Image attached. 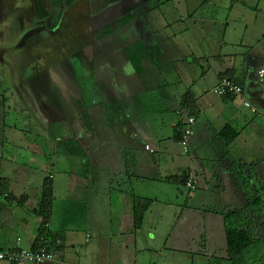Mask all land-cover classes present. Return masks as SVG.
Here are the masks:
<instances>
[{
    "label": "crops",
    "instance_id": "obj_1",
    "mask_svg": "<svg viewBox=\"0 0 264 264\" xmlns=\"http://www.w3.org/2000/svg\"><path fill=\"white\" fill-rule=\"evenodd\" d=\"M250 1L202 0L197 13L188 15L194 27L203 31L207 25V36L222 28L216 47H91L90 71L106 66L113 75L75 74L56 82L36 72L25 75L27 62L18 93L11 87L16 75L0 76V121L7 125L6 116H17L12 141L0 123V251L30 249L48 235L61 241L67 264H231L228 228L263 239L264 203L254 201L264 199V117L252 115L244 102L264 109V79L258 75L264 52L250 43L264 37V9L257 13L252 7L258 0ZM221 11L228 15L221 18ZM233 26L249 47L227 46ZM132 54L145 59L131 61ZM224 77L241 85L243 94H213ZM110 85L115 98L107 92ZM45 89L80 108L79 121L65 126L55 103L33 109L30 94ZM186 95L198 116L185 108ZM46 115L55 117L50 124ZM190 117L196 122L185 152L178 134ZM201 118L212 131L206 140L194 135ZM227 126L239 132L230 143L222 136ZM184 174L196 181L194 191L183 183ZM47 178L54 199L44 230L37 209ZM177 191L182 197L187 191L188 198L180 201ZM144 200L151 205L136 227V201Z\"/></svg>",
    "mask_w": 264,
    "mask_h": 264
},
{
    "label": "rangeland",
    "instance_id": "obj_2",
    "mask_svg": "<svg viewBox=\"0 0 264 264\" xmlns=\"http://www.w3.org/2000/svg\"><path fill=\"white\" fill-rule=\"evenodd\" d=\"M46 1L51 2V0H44V2ZM75 1L76 0H72L70 11H66L61 17L62 6L60 4H45L47 6V19L44 22H39L40 20L38 18L34 20L30 18L32 12H30L31 5H28L29 1L0 0V76L16 75V77L13 76L14 80L11 82V87L15 89V92L18 93L21 88V82L19 83L18 76L19 72H24L25 68L22 69V67H24V64L27 62L31 64L28 65V69L24 73L25 75H32L35 70L36 74L42 76V78H54L56 82L59 81V78H68L70 75L75 76V74L88 77L92 75L95 77L113 75L111 70H108V68L103 65H101L103 67H98L99 69L95 70L93 74L90 71L89 64H87V62L90 61L88 56L92 47L91 45L94 44L95 47H100L99 45L104 43L103 40L112 44L107 46L104 45V47H131L134 45L135 41L142 42L145 47L150 48L216 47V42L222 36L221 27L216 26L207 36L202 33L207 25L203 27L202 31L199 29V26H193L194 21H190V18L188 19L189 14L192 16L197 13L198 4L202 0H120L119 4H117L118 0H96L93 3H89V1L86 0L84 4H82L83 2L81 1L80 4L82 5L78 6V8L74 6ZM225 1L228 0H222L224 5L227 4ZM254 2L255 0L250 1L252 4ZM257 2L259 6L252 8L255 11L258 9L256 12L260 13L261 9H264V0H258ZM109 4H114L111 11L118 5L125 13L121 11L115 14L113 20L109 23L112 33L106 37H102L103 30H105L104 28L108 26H103L101 30H97L95 27L96 24L94 26V23L96 18L99 17L100 13L103 11V6ZM90 5L92 6L90 7ZM129 11L132 13H128ZM129 15L136 17V22L130 23L131 25H122L121 19ZM225 15H228L227 11L220 12L221 18ZM90 16L91 18H89ZM91 19L93 21L92 28H90L92 24ZM185 19L186 21H184ZM106 20H108V18L104 17L98 23L102 26L104 24L103 22ZM56 25L58 29H55ZM138 25H142V28H137ZM37 27L45 28L44 30H39L41 31V33H39L41 35L37 36L35 33L33 36H29L30 29L32 30L30 33H34ZM239 29L240 28L234 26L228 29L229 33L226 37L228 47H236L233 43H237V47H249L250 43H252L253 47H257L264 52V37L261 38L259 42L255 41V43H253L252 40L249 43L248 40L245 39L243 43V37L238 36V33L241 32ZM205 37L208 39L203 42ZM202 38L203 41L200 43ZM38 63H40L39 67L43 64L46 68H34L33 70V66ZM42 73L44 74L42 75ZM106 81H108V79ZM15 84H17L16 87H18V89L15 88ZM57 84L60 86V83ZM111 87L110 85L107 92L111 98H115L117 96V91L112 90ZM1 89L2 85H0V90ZM29 102L34 106L33 109H38V107H40L48 110L52 103L59 105V110L68 123L65 126L69 127H72L75 120L79 121L82 114L80 108L77 109L75 104L70 105L61 103L58 97L51 95L46 89L41 92L36 91L34 94L31 93ZM66 114H68V117ZM53 118H55L54 115H46V123L50 124L49 122H51ZM16 119L17 116H12L10 118L6 116L5 121L7 125L4 124V119L0 121L1 125H5L4 128H1V131L3 130L5 132V138H9L11 141L15 132L11 130L10 125H12L13 122L17 123ZM204 121L205 119L203 118L198 120V127L194 128V135H196V133L197 135L201 133L200 137L206 140L212 136V131L209 125L204 124ZM18 124L21 125V121H18ZM29 136H31V134ZM192 138H195V136ZM20 140H24V145L26 144L25 138L23 139L21 137ZM49 143H51V139H46L45 144ZM260 143L263 144L261 141ZM180 148L181 150L183 149V147ZM47 173L48 171L41 170L39 175L42 177L44 174L46 176ZM185 194L186 195L182 197L180 191H177V196L180 201H184V199L188 198L187 191ZM261 242L264 241L262 240ZM257 245L253 244V248L248 254L249 263L251 262L250 264L262 263L260 259L262 255L264 256V252L262 253L263 250L261 251V249H255ZM172 248L174 247L171 246V249ZM190 262L191 261H189V263ZM210 262L211 260H206L207 264ZM215 263L216 261L212 262V264Z\"/></svg>",
    "mask_w": 264,
    "mask_h": 264
},
{
    "label": "trees",
    "instance_id": "obj_3",
    "mask_svg": "<svg viewBox=\"0 0 264 264\" xmlns=\"http://www.w3.org/2000/svg\"><path fill=\"white\" fill-rule=\"evenodd\" d=\"M132 16H125L122 20L121 23L122 25H128L133 21ZM110 34V31L106 30L105 32L102 33V37H106ZM145 47L142 42H136L134 43L133 46L131 47ZM129 47V46H128ZM143 49V48H142ZM144 50V49H143ZM140 54H144L143 51L140 52ZM134 57L138 58L140 60H144L145 58L143 56H134V54L131 55V61H134ZM231 78V77H230ZM223 79V78H222ZM221 79V80H222ZM233 97H227L225 99H230ZM184 106L187 108V111L191 113L192 116H198L199 115V110L195 106V103L193 99L190 97V95H186L184 98ZM180 140L182 139V132L178 134ZM177 136V137H178ZM222 136H224L226 141L228 143L234 141L238 136L239 132L236 131L233 127L227 126L223 129ZM183 178V183L187 184L189 181L190 176L187 174H184L182 176ZM176 181L175 179H173ZM172 181V180H171ZM53 183L52 181L47 178L44 186H43V197L42 200L39 204V207L37 209L38 215L41 216L42 219V227L43 229L46 228L51 222L52 218V208H53ZM264 203V199L259 198L254 201L255 204H260ZM151 205V201L149 200H144V201H136V208H135V226L138 227L140 224H142L145 212L147 208ZM261 205V204H260ZM228 220H231L228 217ZM230 221H227V224L230 226ZM45 230V229H44ZM227 248H228V257H229V262L231 264H250L248 260V254L250 253L251 249L253 248V244H258L255 249H258L264 252V242H261L262 240L264 241V238L262 240H256L253 239L252 236L244 229H227ZM57 238H52L48 235H43L38 238L36 241V244L33 246L34 249H38L40 247H47V248H52L56 244ZM263 247L260 246V245ZM259 247V248H258ZM259 261V260H258ZM261 261V259H260Z\"/></svg>",
    "mask_w": 264,
    "mask_h": 264
},
{
    "label": "built area",
    "instance_id": "obj_4",
    "mask_svg": "<svg viewBox=\"0 0 264 264\" xmlns=\"http://www.w3.org/2000/svg\"><path fill=\"white\" fill-rule=\"evenodd\" d=\"M258 75L261 81H263L264 69H261L258 72ZM243 92H244L243 87L230 77H224L222 80H220L218 85L212 89V93L221 98L239 96L242 95ZM244 107L248 109L252 115L264 117V109L260 110L256 108L249 101L244 102ZM195 122L196 119L194 117H190L188 124L181 131L182 139L180 143L181 145H183L185 152H188V141L193 133V127L195 125ZM146 149L149 150L151 153H154V150L151 149L149 146H146ZM186 187L190 191H194L196 189V181L193 179H189V181L186 184ZM3 196L8 197L9 195L5 193L3 194ZM60 246H61V241L57 240L56 244L52 246V248L40 247L38 249L30 248V249H15L11 251H0V262H6L9 264H43V263L67 264L60 254Z\"/></svg>",
    "mask_w": 264,
    "mask_h": 264
},
{
    "label": "flooded vegetation",
    "instance_id": "obj_5",
    "mask_svg": "<svg viewBox=\"0 0 264 264\" xmlns=\"http://www.w3.org/2000/svg\"><path fill=\"white\" fill-rule=\"evenodd\" d=\"M27 1H29V4L28 5H31V7H30V12H32L31 14H30V18L31 19H36V18H38L39 20V22H44L46 19H47V12H46V10H47V6L45 5V4H47V3H50V4H52V5H61L62 6V12H61V14H60V17H61V15H64L65 13H66V11L68 12V11H70V9H71V5H72V0H51V2H49V1H46V2H44V0H27ZM83 2L82 4H84V2L86 1V0H79V2H78V0H76L75 1V3H74V6L75 7H77L78 8V6H81L82 4H80V2ZM87 1H89V3H93V2H95L96 0H87ZM120 0H118V2H117V4H119L120 2H119ZM32 2V3H31ZM78 2V3H77ZM79 4V5H78ZM89 5V4H88ZM74 6H73V8H74ZM92 5H90V7H91ZM114 6V4H109V5H105V6H103V8H102V12L100 13V16L99 17H97L96 18V21H95V23H94V26H95V24H96V28H97V30H101L102 29V27L103 26H108V27H106V28H104L105 30H103V32H105L106 30H108V31H110V33H112V29H111V27L109 26V23L113 20V18H114V16H115V14L118 12V13H120L121 11H122V9L120 8V7H118V5L115 7V9L114 10H112L111 11V8ZM73 11V10H72ZM74 12V11H73ZM81 12H83V11H81ZM99 12V11H98ZM97 12V13H98ZM84 13V12H83ZM90 13V12H89ZM112 13V14H111ZM122 13H125V12H123L122 11ZM128 13H132L131 11H129ZM84 14H86V13H84ZM96 14V13H95ZM87 15V14H86ZM134 15V14H133ZM133 15H129V16H132L133 17V23H134V21L137 19L136 17H134ZM59 17V18H60ZM96 17V16H95ZM104 17H107L108 18V20H106V21H104L103 23V25L102 26H100V24L98 23V22H100L101 21V19H103ZM89 18H91V16L89 17ZM124 18V17H123ZM122 18V19H123ZM121 19V20H122ZM91 21H92V19H91ZM131 22V23H132ZM106 23H107V25H106ZM131 25V24H130ZM91 27L90 28H92L93 27V21H92V24L90 25ZM94 27V28H95ZM95 28V29H96ZM40 29H43V28H38L37 27V30L34 32V33H30L32 30L30 29V32H29V36H33V34H35L36 33V35L37 36H39V35H41V34H39V33H41V31H39ZM45 29V28H44ZM43 29V30H44ZM55 29H58V27H57V25H56V27H55ZM103 44H100L99 46L100 47H104V45L105 46H107V45H112L111 43H108V42H106L105 40H103ZM114 44V43H113ZM92 47H95V45L94 44H92L91 45ZM113 46H115V45H113ZM98 47V46H97ZM39 65H40V63H38L37 65H34L35 67L34 68H46V67H44V65L43 64H41V67H39ZM49 67V66H48ZM34 70V69H33ZM36 71L34 70L33 71V73H35ZM45 72V71H44ZM33 73H32V75H33ZM44 73H42V75H43Z\"/></svg>",
    "mask_w": 264,
    "mask_h": 264
}]
</instances>
